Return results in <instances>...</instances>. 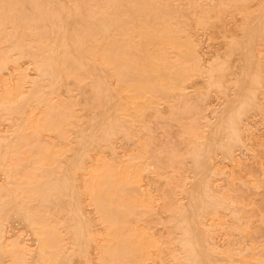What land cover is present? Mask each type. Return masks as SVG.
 I'll use <instances>...</instances> for the list:
<instances>
[{
    "label": "bare ground",
    "instance_id": "1",
    "mask_svg": "<svg viewBox=\"0 0 264 264\" xmlns=\"http://www.w3.org/2000/svg\"><path fill=\"white\" fill-rule=\"evenodd\" d=\"M263 53L264 0H0V264H264Z\"/></svg>",
    "mask_w": 264,
    "mask_h": 264
},
{
    "label": "rangeland",
    "instance_id": "2",
    "mask_svg": "<svg viewBox=\"0 0 264 264\" xmlns=\"http://www.w3.org/2000/svg\"><path fill=\"white\" fill-rule=\"evenodd\" d=\"M182 1H183V0H177L178 4H180ZM201 1H206V0H201ZM210 3H213V2H210ZM207 42H208V41H205V42L202 44V48H206V46L208 45ZM263 54H264V53H263ZM204 119H205V118H203L202 120L204 121ZM158 203H159L158 200H154V201H153V203H152V205H151L153 212H152V214H151V216H150V219H153V218L155 217V213L157 212V208H158ZM159 252H160V251H159L158 246L154 247V248H153V252H152V253H154V254H152V255L150 256V258H152L153 256H156Z\"/></svg>",
    "mask_w": 264,
    "mask_h": 264
}]
</instances>
